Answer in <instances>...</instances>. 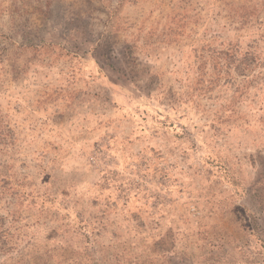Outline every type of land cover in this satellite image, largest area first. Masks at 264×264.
Returning a JSON list of instances; mask_svg holds the SVG:
<instances>
[{
	"label": "rangeland",
	"instance_id": "obj_1",
	"mask_svg": "<svg viewBox=\"0 0 264 264\" xmlns=\"http://www.w3.org/2000/svg\"><path fill=\"white\" fill-rule=\"evenodd\" d=\"M0 172V264H264V0H0Z\"/></svg>",
	"mask_w": 264,
	"mask_h": 264
},
{
	"label": "trees",
	"instance_id": "obj_2",
	"mask_svg": "<svg viewBox=\"0 0 264 264\" xmlns=\"http://www.w3.org/2000/svg\"><path fill=\"white\" fill-rule=\"evenodd\" d=\"M4 172H0V177H3L5 180H6V182L8 181V176L4 173ZM4 182V181H3ZM13 184H15L16 185V183H13Z\"/></svg>",
	"mask_w": 264,
	"mask_h": 264
}]
</instances>
